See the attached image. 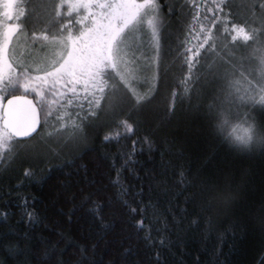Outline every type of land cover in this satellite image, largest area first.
<instances>
[{"label": "trees", "instance_id": "obj_1", "mask_svg": "<svg viewBox=\"0 0 264 264\" xmlns=\"http://www.w3.org/2000/svg\"><path fill=\"white\" fill-rule=\"evenodd\" d=\"M96 1H17L0 93L34 97L42 126L5 130L0 264H264V76L234 56L262 43L264 0H136L109 93L49 142L52 102L22 81Z\"/></svg>", "mask_w": 264, "mask_h": 264}, {"label": "rangeland", "instance_id": "obj_2", "mask_svg": "<svg viewBox=\"0 0 264 264\" xmlns=\"http://www.w3.org/2000/svg\"><path fill=\"white\" fill-rule=\"evenodd\" d=\"M17 1L0 0V82L15 77L9 57V45L18 28L14 21ZM140 11L141 6L136 0H97L85 12L77 34L68 30L66 26L62 27L63 34L60 33L53 40L56 48L50 59V63L54 62L56 66L43 74L25 77L22 81V87L37 93L43 102L46 100L52 102L54 107L49 115L47 113L51 126H46L42 137L49 142L53 139L61 144L71 138L74 139L71 131L77 127L80 115L87 108L90 113V109H94L98 102L105 99L106 91L109 93V87L112 85V80L109 79L110 70L117 64L115 57L117 37L138 17ZM239 31L241 34L250 32L244 26ZM58 41L60 45L57 44ZM63 44L69 49H65ZM246 53L241 54L243 56L231 53L230 56L234 55L241 61L248 60L246 72H255L257 69L260 78L263 77L264 39ZM253 60L256 61L255 66ZM46 89L51 90L53 94L45 96ZM2 100L0 93V155L6 148L17 144L9 136L10 133L8 134L2 127L4 104Z\"/></svg>", "mask_w": 264, "mask_h": 264}, {"label": "water", "instance_id": "obj_3", "mask_svg": "<svg viewBox=\"0 0 264 264\" xmlns=\"http://www.w3.org/2000/svg\"><path fill=\"white\" fill-rule=\"evenodd\" d=\"M2 115V127L17 139L33 137L42 126V114L36 99L24 93L5 99Z\"/></svg>", "mask_w": 264, "mask_h": 264}]
</instances>
